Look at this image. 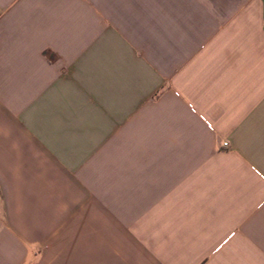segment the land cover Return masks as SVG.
I'll return each instance as SVG.
<instances>
[{
    "label": "crops",
    "instance_id": "crops-1",
    "mask_svg": "<svg viewBox=\"0 0 264 264\" xmlns=\"http://www.w3.org/2000/svg\"><path fill=\"white\" fill-rule=\"evenodd\" d=\"M0 264H264V0H0Z\"/></svg>",
    "mask_w": 264,
    "mask_h": 264
},
{
    "label": "built area",
    "instance_id": "built-area-1",
    "mask_svg": "<svg viewBox=\"0 0 264 264\" xmlns=\"http://www.w3.org/2000/svg\"><path fill=\"white\" fill-rule=\"evenodd\" d=\"M223 144H227V141H223Z\"/></svg>",
    "mask_w": 264,
    "mask_h": 264
}]
</instances>
